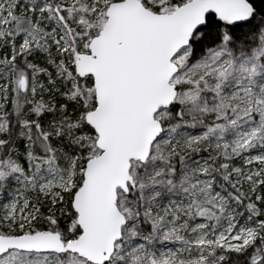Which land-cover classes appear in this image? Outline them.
Segmentation results:
<instances>
[{
  "label": "snow or ice",
  "instance_id": "snow-or-ice-1",
  "mask_svg": "<svg viewBox=\"0 0 264 264\" xmlns=\"http://www.w3.org/2000/svg\"><path fill=\"white\" fill-rule=\"evenodd\" d=\"M0 264H264V0H0Z\"/></svg>",
  "mask_w": 264,
  "mask_h": 264
}]
</instances>
